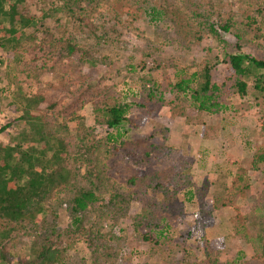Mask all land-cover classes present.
<instances>
[{
  "label": "trees",
  "instance_id": "obj_1",
  "mask_svg": "<svg viewBox=\"0 0 264 264\" xmlns=\"http://www.w3.org/2000/svg\"><path fill=\"white\" fill-rule=\"evenodd\" d=\"M32 1L0 0L10 106L23 123L16 139L0 144V264L14 259L11 250L19 244L33 257L17 264H115L127 234L150 248L154 260L144 264H264V188L249 205L248 171L237 167L228 183L213 189L194 180L193 156L166 145V136L158 144L133 133L150 116V104L164 101L163 87L171 93L167 109L194 124L204 113L220 115L229 105L241 109L249 102L264 136V0H97L76 5L73 26L53 27L38 24L27 6ZM144 20L157 26L155 40L172 33L169 43L200 46L201 55L191 65L157 63L152 69L129 56L125 87L81 74L87 64L111 68L105 47L120 51L131 34L144 36ZM225 33L237 40L232 52L219 57L202 44L209 37L223 42ZM144 40L148 48L151 40ZM24 54H34L39 71L59 72L58 81L25 92L16 73ZM157 68L159 78L153 76ZM87 104L90 119L80 114ZM226 160L237 161L229 153ZM250 162L264 172V142L254 145ZM245 200L248 205L241 204ZM133 202L137 211H131ZM188 205L197 213L191 231L201 232L217 210L231 207L233 230L251 255L222 258L221 245L206 241L199 258L185 236L170 232ZM60 211L69 218L66 226L58 224Z\"/></svg>",
  "mask_w": 264,
  "mask_h": 264
},
{
  "label": "rangeland",
  "instance_id": "obj_2",
  "mask_svg": "<svg viewBox=\"0 0 264 264\" xmlns=\"http://www.w3.org/2000/svg\"><path fill=\"white\" fill-rule=\"evenodd\" d=\"M66 3L67 6L72 8L71 13L68 12L67 8L64 10ZM93 3H97V0H33L27 3V6L30 12L36 15L39 21L38 24L53 27L58 23L73 26L76 20L72 18V14L77 11L76 5L89 4L92 6ZM236 8L237 6H233V9H235L233 11H236ZM237 12L240 13V9ZM156 27L149 21L144 20L140 26L144 36H137L136 33L131 34L128 43L124 44L120 51L119 48L116 49L114 46L105 47V52L109 57L104 61L109 63L111 68L101 63L87 64L81 74L83 72L89 73L90 77L87 80L90 82L95 83L101 80L102 83H110L114 81L118 87H125L123 82H127V80L124 78V66L130 61L129 56L134 57L133 61L143 62L146 69H152L157 63H160L161 67L173 62L178 65H181V62H186L191 65L193 59H198L201 55L200 46L186 49L179 43H169L172 33L165 40L162 38L155 40ZM164 27L166 31L169 29L165 22ZM144 37L151 40L148 48L144 43L146 42ZM221 39L223 42L217 43L209 37L202 44L213 47V50L218 52L219 57L222 56L223 51L232 52L235 50L237 40L232 33L222 34ZM153 40L155 41L154 44H152ZM134 41L138 43V46L132 47ZM96 54L98 55V52ZM23 57L24 62L18 65L16 73L25 92H33L38 85L58 81L59 72L39 71L34 66V54H24ZM7 63L6 50L0 45V144L11 143L14 137L15 139L18 137L23 128V123L18 120L21 112L15 106H10L12 85L8 75ZM146 69L143 71L146 72ZM165 69L167 70L166 73L173 71L170 68L165 67ZM160 73L159 68L153 70V76L156 78H159ZM102 74L105 75L104 79L101 78ZM162 94L164 101H155L150 104L152 112L139 128L133 130L134 137L140 140L148 138V141L159 144L163 141L162 136H166V140L163 141L166 145L177 149L181 154L190 153L193 156L194 180L197 183L207 182L210 188L212 186L213 189L220 190L222 183H228L237 167L245 168L251 179L253 198L248 199L251 200V204L248 203V200L242 201L241 204L247 202V205H252L255 202L256 195L264 188V172L261 169L258 171L252 170L250 162L254 145L264 142V136L260 135L255 121L253 106L248 104L249 102L241 109L236 108L235 105H229V108L222 112L223 114L204 113L201 118L202 122L194 124L189 123L190 121L185 122L183 117L167 109L168 100L171 97L168 89L162 87ZM184 112L186 115L195 114L191 110H185ZM80 114L90 119V105H85L80 110ZM226 153L237 159L235 164L227 162ZM207 198L209 199L210 195H207ZM138 209L139 203L133 202L131 211H137ZM186 211V216L179 218L170 232L176 237L185 236L187 244L193 246L194 254L197 253L199 258L204 257L202 250L206 241H216L221 245L222 258H234L239 251L245 257L251 255L249 246L233 230L230 217L234 214V211L231 207L217 210L213 223L202 232L201 230L191 231L194 219L197 216L192 205L186 206ZM57 221L60 226L68 224L69 218L65 211H60ZM190 231L191 234H189ZM127 239V243L122 248L115 264H144L145 261L151 262L154 260L149 257L150 248L145 243L133 240L128 234ZM11 252L14 259L6 264H17L18 259L21 257L28 259L33 257L29 249L22 244L12 249Z\"/></svg>",
  "mask_w": 264,
  "mask_h": 264
}]
</instances>
